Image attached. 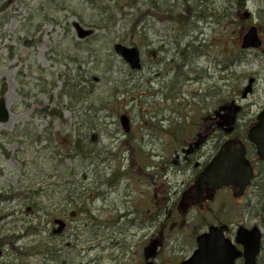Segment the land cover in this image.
<instances>
[{
	"label": "rangeland",
	"instance_id": "rangeland-1",
	"mask_svg": "<svg viewBox=\"0 0 264 264\" xmlns=\"http://www.w3.org/2000/svg\"><path fill=\"white\" fill-rule=\"evenodd\" d=\"M251 24L262 46L241 50ZM132 42L139 70L112 49ZM2 95L0 264H180L217 221L231 240L258 226L264 264V164L241 198L217 192L202 212L180 198L193 171L176 157L218 107H241L240 139L264 107V0H0ZM55 207L69 222L58 238L36 217Z\"/></svg>",
	"mask_w": 264,
	"mask_h": 264
},
{
	"label": "water",
	"instance_id": "water-1",
	"mask_svg": "<svg viewBox=\"0 0 264 264\" xmlns=\"http://www.w3.org/2000/svg\"><path fill=\"white\" fill-rule=\"evenodd\" d=\"M79 38H85L92 33L91 29H85L75 24ZM261 38L256 26H250L242 35L240 47L242 49L259 48ZM114 52L123 59L132 70L141 67L140 52L135 46H127L114 43ZM239 106L234 102L221 106L215 111L218 126L225 133H230L234 128V121ZM10 111L5 97L0 96V123L9 119ZM120 125L124 132L129 130V119L125 114L119 116ZM247 139L254 145L258 159L264 160V108L256 115V121L247 130ZM253 167L245 157V146L241 140L227 139L218 148L215 155L208 161L197 175L194 181L196 191L195 203L204 200L205 187L211 190H219L222 187H230L235 190L236 196H241L245 188L253 178ZM58 221L57 232L64 227L62 220ZM228 226L209 225L205 231L195 236L196 247L180 264H235L236 259L242 257V264H257L256 258L260 252L261 231L256 225L247 228L238 225L233 240L226 236ZM240 245L241 249L237 246ZM149 256H146L148 258ZM144 264H156L154 260H147Z\"/></svg>",
	"mask_w": 264,
	"mask_h": 264
},
{
	"label": "flooded vegetation",
	"instance_id": "flooded-vegetation-1",
	"mask_svg": "<svg viewBox=\"0 0 264 264\" xmlns=\"http://www.w3.org/2000/svg\"><path fill=\"white\" fill-rule=\"evenodd\" d=\"M255 121V119H254ZM254 121L250 124L252 125L254 123ZM236 123V122H235ZM249 125V126H250ZM235 126V125H234ZM248 129V128H247ZM222 131L223 133V139L220 140V138L218 139V132ZM247 131V130H246ZM225 135H227L224 131L222 127L218 126V119L213 115L212 117V123L210 124V126L207 127V129L205 130H200L198 131H191L190 133L186 134L185 139H183L182 142V146L180 148V155H176V157H178V163H182L185 165V167L192 169L193 171V184L189 185V188L186 189L185 191H183L182 195L180 196L181 200L184 199V197H186L189 202H187L186 204L189 205L191 208L194 209H199L202 212L203 211H207L204 209V207H206V205L208 204L209 200L214 199V197L216 196V193L218 192H222L223 190H228L230 191L231 196L233 197V200H238L239 198H241L246 190L251 186V184L249 185V187L246 188L245 192L243 195L241 196H236L235 195V190H232L230 187H225L222 188L220 190H211L209 187H205L204 190V200L198 204L195 203V196H196V191L194 188V181L198 175V173L202 170V168L207 164V162L210 160V158H212V156L216 153V151L218 150L219 146L222 144V142H224L227 139H231V138H235V139H239L237 137V135H235L234 130L232 131L230 135V137H224ZM247 132L245 133L244 137L242 138V141L244 143L245 149H246V157L247 159L251 162L252 166H253V171L254 174H256L257 172V164L258 162L264 163V160H259L257 158L256 155V151H255V147L246 139ZM214 138H217V141L214 142ZM211 142V146L208 148L207 152H205L203 149L204 147L208 144V142ZM176 162V161H175ZM183 184V183H182ZM186 185H188V183H186ZM68 193L70 194L71 192L68 191ZM191 193V195H190ZM193 193V195H192ZM70 198V196L68 197ZM67 198V199H68ZM182 202V201H181ZM191 204V205H190ZM37 206V205H36ZM222 206H224L222 204ZM53 208V207H51ZM37 211L39 209H41L40 207H36ZM55 213H51V215L49 216L48 220L43 221V214L41 215H36V217L39 220V224L44 225L45 227H49V232L50 235L52 237L58 238L59 236H62L64 234V232L68 229L69 226V222L67 218H64L63 214L65 213H61L60 209L58 207H55ZM209 211H212L211 208H207ZM69 215L68 218L70 220L73 219L74 217V211L72 209H69ZM44 213V211H42ZM206 215V214H205ZM204 217V215H203ZM62 220L64 223V227L63 230L61 232H57V228L59 227V223L58 221L55 220ZM222 224H226L228 226V231L226 232V235H229L230 231H229V221L226 222H220L217 221L216 225H222ZM208 226V225H207ZM19 236H16V238H18ZM3 245V242L0 243V256L2 254V249L1 246ZM238 248L241 249V246L238 245ZM243 262V258H237L236 260V264H241ZM258 262V259H257ZM144 264V257H143V263Z\"/></svg>",
	"mask_w": 264,
	"mask_h": 264
},
{
	"label": "trees",
	"instance_id": "trees-1",
	"mask_svg": "<svg viewBox=\"0 0 264 264\" xmlns=\"http://www.w3.org/2000/svg\"><path fill=\"white\" fill-rule=\"evenodd\" d=\"M236 6H237V8H239V9H242V8H244V0H236ZM187 9H188V11H189V8H187L186 7V11H187ZM171 12V11H170ZM169 18H172L173 20H177V21H186V17L185 16H183V15H180V14H176V15H173L172 14V12L171 13H169L168 15H167ZM134 26H135V24H133L132 25V30L134 29ZM237 36H238V34H237ZM88 37H90V36H88ZM131 45H134V42H132L131 43ZM1 92H3V89L1 90ZM49 113L52 115V116H56L57 117V115L59 116V114L57 113V111L53 108L51 111H49ZM260 164H264V163H261V162H258V164H257V166L258 165H260ZM259 167V166H258ZM258 170V169H257ZM260 174H261V172H260ZM255 177H257V175L255 174L254 175V178ZM262 181L264 180V175H262V177L260 178ZM257 186H259L260 188H262V185L261 184H256ZM91 198V200H92V198L93 197H90ZM221 207H223L222 205L219 207L220 208V210L222 209ZM87 212V211H86Z\"/></svg>",
	"mask_w": 264,
	"mask_h": 264
}]
</instances>
